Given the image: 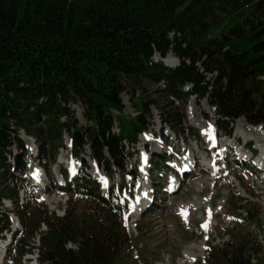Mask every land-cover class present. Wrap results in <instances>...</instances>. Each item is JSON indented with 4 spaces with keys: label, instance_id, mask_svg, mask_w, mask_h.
<instances>
[{
    "label": "trees",
    "instance_id": "1",
    "mask_svg": "<svg viewBox=\"0 0 264 264\" xmlns=\"http://www.w3.org/2000/svg\"><path fill=\"white\" fill-rule=\"evenodd\" d=\"M263 14V0H0V154L6 136L16 139L20 129L36 138L40 151L46 143L62 145L66 131L76 157L88 144L94 160L123 172L129 155L121 139L132 142L145 128L141 114L147 103H134L138 115H123L119 95L127 83L133 90L147 79H162L170 93L184 98L186 84L200 96L211 84L210 102L219 115L264 121L257 79L264 73ZM168 50L180 60L174 68L152 59ZM196 62L216 71L211 82ZM75 99L90 122L85 129L67 106ZM115 122L118 133L112 132ZM16 163L22 171L20 154ZM10 174L9 166L1 171L2 177ZM41 215L28 222L30 231L41 221L47 224L41 264H111L126 242L116 216L109 227L90 218L80 224L81 216L70 211L63 218ZM109 217L105 213L103 221ZM67 241L77 242V250L67 249ZM244 243L232 237L209 250L206 261L250 264Z\"/></svg>",
    "mask_w": 264,
    "mask_h": 264
},
{
    "label": "rangeland",
    "instance_id": "2",
    "mask_svg": "<svg viewBox=\"0 0 264 264\" xmlns=\"http://www.w3.org/2000/svg\"><path fill=\"white\" fill-rule=\"evenodd\" d=\"M253 1L254 0H251L252 3H254ZM169 36L172 37V35ZM175 62L176 58L171 54L167 55V57L164 59V63L166 65H173ZM207 77H210V75H207ZM259 80H263L261 82L264 85V74L262 75V79L260 76ZM123 82L125 85L127 80L124 79ZM129 84L130 83H127L125 85L126 89L119 95V107H121L120 113L131 116L138 115L139 112L136 110L134 103H147L145 111L142 112L141 117L142 120L147 124L150 131H144L138 136V143L136 144L138 148L142 146V142L153 145L156 143L161 146L162 143L160 140L162 141V138L159 139V135L161 133V129H159V127L161 128L163 126L162 129L164 130V133L170 134L172 131H170L171 127L168 126L169 124L174 126L173 129H175L181 137L187 138V141L194 146L195 136L201 137L203 128L206 124H208V121L210 119H216L213 108L211 109V105L207 103V97L199 99L190 96L187 101L183 102L181 100L172 99L174 97L168 98L166 95L167 92L162 90L164 86L161 83L158 84L156 82L147 80L141 82V84L139 82L140 86L135 87L133 90H130L128 87ZM191 105H195V108H198L196 109V114L194 116L196 119L194 120L192 117L193 115L190 113ZM67 106L71 112L72 118L78 122V125L83 126V129H85V127L88 126L90 122H88V120L85 118L84 106L81 100H72L67 104ZM166 111H170L169 116L171 118V123L168 125L167 123L161 124L164 122V118H166L164 115L166 114ZM113 113L117 114L116 112ZM14 122L15 121L13 118H9V123L13 125H11V128L14 127ZM177 122H179V124H177ZM240 122L242 125H248L244 119L239 118L235 126H238ZM115 125L116 122L113 125V130L117 131ZM240 130L242 132V129ZM66 133V131H63V134ZM151 133L155 135L153 139H150ZM191 133H194L195 136ZM248 135H250V133ZM6 137L7 139L5 142L11 144L9 147H6V150H11L12 153L19 152V150L13 145L15 144L13 134L11 133ZM17 137L23 143V147L28 151L26 159L27 161L28 159L30 160L28 163V168L31 169L28 172H32V174L36 173L34 168L40 170V166H44V170L46 171L48 178L53 175L58 176V173H60L58 169L60 167L61 170L68 168V172L73 174V176H82L83 174V176H85L84 178H89L96 181L98 180L101 183L103 178L104 180L109 179L110 183L114 182L115 184L122 180L120 178V172H118L116 169L111 168L109 172L105 169L104 163L93 162L87 147H85V151L82 152V160L72 158V164L74 165L72 169L70 167V162L72 157L71 154H73L74 151L72 148L70 154V140L67 134L64 135L63 140L64 145L67 144L66 149L59 148L58 150L53 145L46 143L42 146L40 151L42 152L41 156H39L38 144L35 138H32L33 140L28 142L26 138L28 136L21 131H19ZM143 138L147 139L144 141ZM200 144L205 147V144H203L202 140L200 141ZM128 151L131 152V150ZM196 151L198 152L200 162H202L203 154L201 149H196L195 152ZM104 154H106L105 151ZM154 159L157 161L160 167L165 168L163 159H160V157L157 155H154ZM11 160L12 158L9 157L7 162ZM131 164H133V161H131ZM127 167H131L130 163L127 165ZM159 170H161V168ZM38 175L41 177L42 172L38 171ZM204 175L206 174L202 173V175H198L195 178H190L192 180H185L183 182L185 183L183 184V187L181 186V189L178 192H175L176 194L172 197L169 203L161 199V191L158 189V198L160 199L156 201L153 208L149 210L143 218L136 221L137 233L131 231V236H129L127 233V237L129 239L128 243L121 247L120 253L117 257H115L113 263L111 264H144L143 262L137 263V258L144 260L148 264H152L149 263V258L158 260L160 259L162 253L164 255H170V264H179L178 260L183 258V251L186 250L188 245L192 243H201V251L198 252L199 256H197V260L195 259L196 261L194 260L195 262L193 261L194 263L191 262V264H208V261L205 259V255L208 252L209 247L212 249L221 246L222 243L225 244L227 241L231 240L232 237H235V235L238 236L240 234L247 235L248 237L245 253L249 256L252 254L257 255L259 259L262 258V260H264V191L260 190L255 182L248 179L247 173L238 171L230 174L227 178L216 179L214 181L215 186L214 182H211V180L209 185H206V187H203L200 192H198L193 182L197 178ZM153 177L160 181L162 179V177H160V171L157 172L156 170L153 171L152 179ZM17 180L21 183L19 177ZM34 181H36L35 178ZM128 182L129 179H127V182H125L124 187L129 188ZM37 183L39 186H41L39 182ZM252 183H255L257 186L251 185ZM5 186L6 185L1 182L0 196L7 195V197L0 198V212L4 213L8 212L9 210L20 211L21 207L17 209L16 203L14 204L12 196L10 197V194L13 193L12 190H9ZM23 186L25 188L28 187L27 185ZM9 187L11 189L13 188V186L10 185ZM71 188L72 189L70 192H68L69 199L67 200V206L71 205V216H75L74 214L77 212H82L85 214V216L79 218L80 224H82L83 221H90L88 218L96 216V213L89 208L91 201H97V199L94 197L95 193L92 195H84L79 193L75 187L72 186ZM135 191L137 193H141V190H138L136 187ZM42 194L43 193H40L39 197H41ZM115 194H117L116 190H114L113 199H117V201H119V198ZM197 197L204 200L206 199V204L190 206L185 213H182L176 208L177 205L179 207L180 205ZM54 198V196H51V199L53 200V202H51L49 196H47L43 203L44 205L38 204L37 201L28 203V208L31 209L34 214H38L32 219L33 222H36L42 218V210L45 211L50 217L61 216L64 214L63 210L65 208V203L63 201H65V198H60L56 201ZM210 204L211 209H209ZM33 209L39 210L34 211ZM208 211L209 213L211 211V215H208ZM26 217H31V214ZM206 218L208 222H210L208 233L206 235H199L201 231L199 225H201V222L203 220L205 221ZM12 220H14V216L12 217ZM19 227L22 228V230L18 232V236L28 234V232L26 233V228H24L23 224L20 223ZM44 228L45 226L40 225L41 230L39 229V231H45L46 229ZM31 235V242H33L31 244L35 245L36 242L34 240L36 239V232L29 234L28 239ZM134 249H136L137 255H135ZM194 250L195 249H193V252L197 253L196 250ZM26 253L29 252H23L19 256L16 251H12L9 255L8 262L5 264H10L9 262L11 260L13 264L16 263V260L19 261V264H28L31 259H24L26 257Z\"/></svg>",
    "mask_w": 264,
    "mask_h": 264
},
{
    "label": "bare ground",
    "instance_id": "3",
    "mask_svg": "<svg viewBox=\"0 0 264 264\" xmlns=\"http://www.w3.org/2000/svg\"><path fill=\"white\" fill-rule=\"evenodd\" d=\"M196 106L194 105V106H192L191 105V108H190V110H191V114L193 115L192 117H193V120L194 119H196V118H194V116H195V114H196V109H198V108H195ZM194 122V121H193ZM196 123V122H195ZM245 125V124H244ZM205 128H206V125L204 126ZM244 127V136H247L249 133H253V132H255L256 133V141H257V143H259V145H260V147H261V150H262V153L264 154V141L261 143L260 141H261V139H260V134L259 133H257V128H251V127H249L248 125H245V126H243ZM239 128H241V125H239ZM238 133V132H237ZM236 133V134H237ZM144 140H146L147 138H143ZM148 141V140H147ZM188 146H189V143L187 144ZM195 146V145H194ZM192 147V146H190V149H191V151H193L194 152V155H196V153H195V150H196V148L195 147ZM239 154H242L243 153V150H239V152H238ZM201 155V154H200ZM262 163H264V160H262L261 161ZM186 165H191V163H187ZM183 167L185 168V165H183ZM94 168V167H93ZM198 173H200V172H197V174ZM36 174V173H35ZM94 174H97V173H94ZM194 174V173H193ZM40 178V176L39 175H36V177H35V180L38 182V179ZM97 178V177H96ZM104 179V178H103ZM211 181V180H210ZM212 182V181H211ZM210 182V183H211ZM194 186H195V188H196V190L198 191V192H200V190L203 188V187H206V185H209L210 183H209V178L207 177V176H205V177H199V178H197L194 182ZM39 184L41 185V187H40V190L39 191H41L42 192V190H43V188H44V186L42 185V182H39ZM175 185V183L174 182H171L170 183V186H169V188H170V192H173V189L171 188V187H173ZM212 188V187H211ZM172 190V191H171ZM138 193H140V192H138ZM143 200H141L140 201V203H139V207L137 208H134L133 209V212H135V211H137L142 205H143ZM198 204H202V205H204V204H206V199L204 200V199H202V198H193L192 200H189L188 202H186V203H184V204H182V205H180L179 207H178V205L176 206V208L177 209H179V211H181L182 213H185V212H187V209L190 207V206H197ZM207 207V206H206ZM63 214V213H62ZM59 215H61V214H59ZM42 226V225H41ZM41 230V229H40ZM43 230V229H42ZM46 231V230H45ZM4 246V244H3V242L2 241H0V247H3ZM193 249H195L196 250V252L197 253H195V252H193ZM194 250V251H195ZM201 251V243H192V244H190V245H188V247H187V249L186 250H184L183 251V253H182V255H183V258L182 259H180V260H178V263L179 264H189V263H191V262H193L195 259H196V257L197 256H199V254H198V252H200ZM34 261V260H33ZM32 264H36L35 263V261H34V263H32Z\"/></svg>",
    "mask_w": 264,
    "mask_h": 264
},
{
    "label": "snow or ice",
    "instance_id": "4",
    "mask_svg": "<svg viewBox=\"0 0 264 264\" xmlns=\"http://www.w3.org/2000/svg\"><path fill=\"white\" fill-rule=\"evenodd\" d=\"M207 226V222H205V224L204 225H202V227H206Z\"/></svg>",
    "mask_w": 264,
    "mask_h": 264
}]
</instances>
